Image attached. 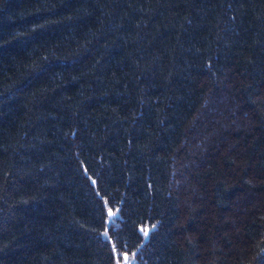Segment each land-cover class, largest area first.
<instances>
[{
	"label": "trees",
	"instance_id": "obj_1",
	"mask_svg": "<svg viewBox=\"0 0 264 264\" xmlns=\"http://www.w3.org/2000/svg\"><path fill=\"white\" fill-rule=\"evenodd\" d=\"M127 255L264 264V0H0V264Z\"/></svg>",
	"mask_w": 264,
	"mask_h": 264
},
{
	"label": "snow or ice",
	"instance_id": "obj_2",
	"mask_svg": "<svg viewBox=\"0 0 264 264\" xmlns=\"http://www.w3.org/2000/svg\"><path fill=\"white\" fill-rule=\"evenodd\" d=\"M86 172V170H85ZM92 185L95 186V180H92L91 181ZM94 191H96V194H97V198L100 199L101 201L104 200V197L102 195L99 194L98 190L95 189L94 187ZM99 207V206H98ZM106 216L108 217V227L112 229L113 233L119 231V223H122L124 222L123 221V216L122 214L119 212V210H117L116 212H113L111 208H108L106 212H103L102 213V216H101V222L103 223V217ZM156 229H155V226H153V228L151 229V232H155ZM138 235L141 236V238L145 241H149L150 240V232L149 231H139L138 230ZM98 236H101L102 237V242L104 243H107L108 240H109V235H108V232L105 231L103 233H97ZM110 246V245H109ZM122 246H123V243H122ZM134 256L136 255V253L133 254ZM124 260L126 262V264H129L128 262V258L125 256L124 257ZM130 264H140L139 261L133 259Z\"/></svg>",
	"mask_w": 264,
	"mask_h": 264
},
{
	"label": "rangeland",
	"instance_id": "obj_3",
	"mask_svg": "<svg viewBox=\"0 0 264 264\" xmlns=\"http://www.w3.org/2000/svg\"><path fill=\"white\" fill-rule=\"evenodd\" d=\"M125 257V256H124ZM127 258H128V262H129V264H130V262L132 261V258L130 257V256H126ZM118 264H126V262H125V260L123 259V260H121Z\"/></svg>",
	"mask_w": 264,
	"mask_h": 264
}]
</instances>
